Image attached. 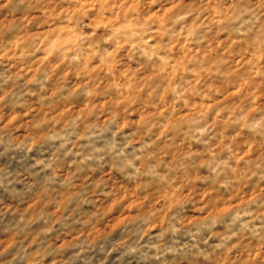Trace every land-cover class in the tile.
Listing matches in <instances>:
<instances>
[{
  "label": "clouds",
  "instance_id": "clouds-1",
  "mask_svg": "<svg viewBox=\"0 0 264 264\" xmlns=\"http://www.w3.org/2000/svg\"><path fill=\"white\" fill-rule=\"evenodd\" d=\"M0 264H264V0H0Z\"/></svg>",
  "mask_w": 264,
  "mask_h": 264
},
{
  "label": "rangeland",
  "instance_id": "rangeland-1",
  "mask_svg": "<svg viewBox=\"0 0 264 264\" xmlns=\"http://www.w3.org/2000/svg\"><path fill=\"white\" fill-rule=\"evenodd\" d=\"M123 199V197H122ZM135 202H130L129 205H128V208L131 209L133 207ZM223 210V206L221 207V209H218L217 211H222ZM195 211V210H194ZM60 243H64L63 240L60 241Z\"/></svg>",
  "mask_w": 264,
  "mask_h": 264
}]
</instances>
